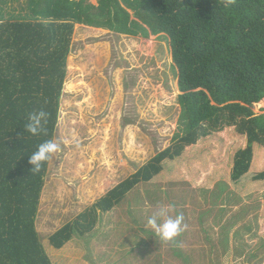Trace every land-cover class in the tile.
Here are the masks:
<instances>
[{
  "label": "trees",
  "instance_id": "1",
  "mask_svg": "<svg viewBox=\"0 0 264 264\" xmlns=\"http://www.w3.org/2000/svg\"><path fill=\"white\" fill-rule=\"evenodd\" d=\"M23 10L15 15L0 6V264H52L35 228L48 163L32 174L29 159L55 135L75 23L168 35L181 92L179 131L51 234L54 248L90 232L97 211L109 212L140 183L220 181L239 196L264 191V112L252 108L264 99V0L230 8L222 0H27ZM40 109L51 114L47 136L25 131ZM261 215L264 239V204Z\"/></svg>",
  "mask_w": 264,
  "mask_h": 264
},
{
  "label": "rangeland",
  "instance_id": "2",
  "mask_svg": "<svg viewBox=\"0 0 264 264\" xmlns=\"http://www.w3.org/2000/svg\"><path fill=\"white\" fill-rule=\"evenodd\" d=\"M26 1L0 6L16 15L25 13ZM177 73L165 33L130 36L73 25L53 137L63 152L47 165L35 220L52 264H264V191L239 196L220 181L140 183L109 212L97 211L90 232H75L60 249L49 242L172 143L179 131ZM252 108L263 113L264 99ZM158 204L184 214L182 248L147 227Z\"/></svg>",
  "mask_w": 264,
  "mask_h": 264
},
{
  "label": "clouds",
  "instance_id": "3",
  "mask_svg": "<svg viewBox=\"0 0 264 264\" xmlns=\"http://www.w3.org/2000/svg\"><path fill=\"white\" fill-rule=\"evenodd\" d=\"M183 4V0H180ZM225 8H230L237 4V0H222ZM49 103V101H45ZM51 118V114L43 109L34 111L28 117V123L25 131L33 136L48 135L47 125ZM24 133L18 137L20 139ZM64 144L67 141L63 142ZM63 152L62 143L56 139H50L38 146V150L34 152L29 159L32 165L31 173L39 174L46 163H50L58 154ZM176 212L175 205L158 204L157 210L147 221V227L152 229L155 236L165 244H171L173 247L182 248L183 243L181 237L188 231V224L185 223L183 213L173 215Z\"/></svg>",
  "mask_w": 264,
  "mask_h": 264
},
{
  "label": "bare ground",
  "instance_id": "4",
  "mask_svg": "<svg viewBox=\"0 0 264 264\" xmlns=\"http://www.w3.org/2000/svg\"><path fill=\"white\" fill-rule=\"evenodd\" d=\"M80 79V78H79ZM88 98V97H87Z\"/></svg>",
  "mask_w": 264,
  "mask_h": 264
}]
</instances>
